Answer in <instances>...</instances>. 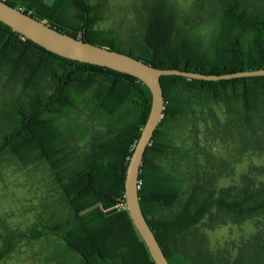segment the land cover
<instances>
[{"label": "trees", "instance_id": "trees-1", "mask_svg": "<svg viewBox=\"0 0 264 264\" xmlns=\"http://www.w3.org/2000/svg\"><path fill=\"white\" fill-rule=\"evenodd\" d=\"M5 1L61 32L158 68L216 75L264 69V0H194L187 8L147 0L138 34L127 43L95 28L104 19L101 3L57 0L51 8L41 0L30 12L33 0ZM161 82L164 115L145 153L139 192L169 263L264 264V243L223 262L195 230L215 209L237 221L264 215V182L248 178L218 190L216 175L186 170L196 163L173 140L175 127L207 112L225 131L236 123L246 141L264 140V75L218 81L168 75ZM0 87V160L46 164L62 192L64 214L37 223L30 237L60 238L80 257L72 264H155L127 210L124 186L151 110L147 85L48 51L0 21ZM171 157L177 171L161 164ZM5 238L2 259L15 246L13 233Z\"/></svg>", "mask_w": 264, "mask_h": 264}, {"label": "rangeland", "instance_id": "rangeland-1", "mask_svg": "<svg viewBox=\"0 0 264 264\" xmlns=\"http://www.w3.org/2000/svg\"><path fill=\"white\" fill-rule=\"evenodd\" d=\"M101 3L104 19L95 28L111 32L122 43L138 34L140 10L147 0H91ZM187 8L194 0H174ZM41 0H33L28 10L34 12ZM57 0H45L53 8ZM71 12V13H69ZM69 14L74 11L69 9ZM64 19L68 18L64 15ZM2 87H0L1 89ZM0 91V100L2 98ZM217 113L227 119L221 109ZM90 113V112H89ZM91 114V113H90ZM85 117V115H83ZM82 117V119H83ZM196 128V130H194ZM248 137H250L248 135ZM233 123L230 131L217 123L210 112L205 117L192 116L188 123L175 127V146L185 144L191 163L203 174H214L218 190L240 187L245 179L264 182V140H245ZM85 146L86 142H81ZM72 143V146H76ZM177 153L183 150L176 149ZM177 153H173L177 156ZM168 170L177 171L174 158L161 162ZM205 170V171H204ZM64 214L62 192L44 163L24 165L5 155L0 160V253L5 237L14 235V248L0 264H72L79 261L76 253L66 251V243L58 237L31 238L30 230L44 220ZM164 215V214H163ZM206 237V246L223 261H233L242 252L248 254L264 243V215L244 221L214 210L195 229ZM197 264V263H193Z\"/></svg>", "mask_w": 264, "mask_h": 264}, {"label": "water", "instance_id": "water-1", "mask_svg": "<svg viewBox=\"0 0 264 264\" xmlns=\"http://www.w3.org/2000/svg\"><path fill=\"white\" fill-rule=\"evenodd\" d=\"M0 21L14 31L62 57L107 67L132 75L147 85L152 104L147 122L134 147L125 175V201L130 217L144 240L155 264H170L169 260L143 212L140 201V174L145 153L164 115L165 95L162 76L178 75L188 78L218 81L238 77L264 75V69L232 74H205L180 69L158 68L129 54L110 50L59 31L21 8L0 0Z\"/></svg>", "mask_w": 264, "mask_h": 264}, {"label": "built area", "instance_id": "built-area-1", "mask_svg": "<svg viewBox=\"0 0 264 264\" xmlns=\"http://www.w3.org/2000/svg\"><path fill=\"white\" fill-rule=\"evenodd\" d=\"M141 184V181H139V185Z\"/></svg>", "mask_w": 264, "mask_h": 264}]
</instances>
